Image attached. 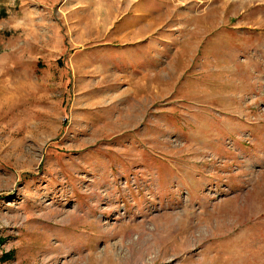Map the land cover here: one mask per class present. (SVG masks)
Returning a JSON list of instances; mask_svg holds the SVG:
<instances>
[{"label": "rangeland", "instance_id": "obj_1", "mask_svg": "<svg viewBox=\"0 0 264 264\" xmlns=\"http://www.w3.org/2000/svg\"><path fill=\"white\" fill-rule=\"evenodd\" d=\"M0 264H264V0H0Z\"/></svg>", "mask_w": 264, "mask_h": 264}]
</instances>
